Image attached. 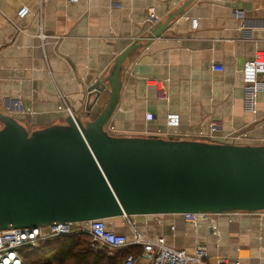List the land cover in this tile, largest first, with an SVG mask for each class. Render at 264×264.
I'll use <instances>...</instances> for the list:
<instances>
[{
	"label": "crops",
	"instance_id": "1",
	"mask_svg": "<svg viewBox=\"0 0 264 264\" xmlns=\"http://www.w3.org/2000/svg\"><path fill=\"white\" fill-rule=\"evenodd\" d=\"M183 1L0 0V112L19 117L29 130L64 123L67 108L80 114L87 88ZM23 6L30 13L21 18ZM257 50H264V0H195L125 66L110 130L166 136L167 114L177 113L180 125L168 136L209 141L215 124L213 140L241 135L236 142L264 144V92L256 115L243 107L241 71ZM107 226L130 241L135 227L188 252L205 246L210 264L224 256L264 264L258 212L220 215L217 233L178 214L113 218ZM136 256L146 264L142 251Z\"/></svg>",
	"mask_w": 264,
	"mask_h": 264
},
{
	"label": "water",
	"instance_id": "2",
	"mask_svg": "<svg viewBox=\"0 0 264 264\" xmlns=\"http://www.w3.org/2000/svg\"><path fill=\"white\" fill-rule=\"evenodd\" d=\"M194 1H183L119 54L84 92L80 114L29 130L0 112V229L264 210V144L128 136L109 128L125 66Z\"/></svg>",
	"mask_w": 264,
	"mask_h": 264
},
{
	"label": "built area",
	"instance_id": "3",
	"mask_svg": "<svg viewBox=\"0 0 264 264\" xmlns=\"http://www.w3.org/2000/svg\"><path fill=\"white\" fill-rule=\"evenodd\" d=\"M69 2H78L79 0H66ZM30 13L28 6H23L18 11V16L24 18ZM155 8H151L149 18L155 17ZM193 26H197V20L194 19ZM222 70V68L220 69ZM243 81V107L248 113L256 115L258 109V96L264 92V50H257L255 56L251 60H247L242 68ZM70 114H73L70 108H67ZM180 125V115L177 113H168L166 118V132L169 135L170 129ZM211 133L207 136L213 140V134L216 131V125L212 124ZM241 135L232 137L233 141L239 140ZM235 214H243L247 212H234ZM249 213V212H248ZM264 214L263 211H258ZM222 214L233 213H181L183 220L194 226H198L201 222H205L211 226L213 233L218 231V218ZM175 229V226L172 227ZM134 238L132 241L124 233H119L107 226L105 219H94L87 222H64L58 224L53 222L46 225L14 227L0 229V264H24V249L32 247L37 250H43L49 247L52 240L63 235H71L76 233H88L91 236V247L94 250L102 247L114 249L116 251L129 248L130 246L141 247L142 257L146 264H210L207 261L209 256L205 246L198 245L193 252L185 249L169 246L163 236L151 238L144 233L132 227ZM119 264H138V257L135 253L130 252ZM216 264H240L238 260H232L228 257H218Z\"/></svg>",
	"mask_w": 264,
	"mask_h": 264
},
{
	"label": "trees",
	"instance_id": "4",
	"mask_svg": "<svg viewBox=\"0 0 264 264\" xmlns=\"http://www.w3.org/2000/svg\"><path fill=\"white\" fill-rule=\"evenodd\" d=\"M89 243L88 233L59 236L54 238L46 249H32V253L24 249V264L30 262H41V264L42 262L43 264H119L117 258L120 256V252H127L121 258L123 260L130 252L137 255L142 251L138 247L126 248L118 250L115 255H109L106 250L92 249Z\"/></svg>",
	"mask_w": 264,
	"mask_h": 264
},
{
	"label": "rangeland",
	"instance_id": "5",
	"mask_svg": "<svg viewBox=\"0 0 264 264\" xmlns=\"http://www.w3.org/2000/svg\"><path fill=\"white\" fill-rule=\"evenodd\" d=\"M132 232H133V230H132ZM89 235V234H88ZM91 236L89 235V241H90V243H89V246L91 247ZM92 248V247H91ZM32 249H34V248H32V247H29V248H27L26 250H27V252H30V253H32ZM93 249V248H92ZM106 250L107 251V254H109V255H115L116 254V250H114V249H111V248H107V247H102V248H100V250ZM129 251V250H128ZM127 252H123V253H121L120 252V256L117 258V261H119V263L122 261V257L126 254ZM118 263V262H117ZM29 264H41V262H35V263H32V262H30ZM42 264H43V262H42Z\"/></svg>",
	"mask_w": 264,
	"mask_h": 264
}]
</instances>
